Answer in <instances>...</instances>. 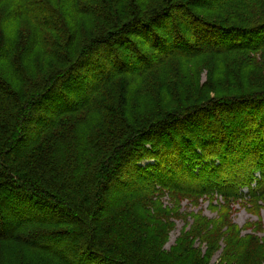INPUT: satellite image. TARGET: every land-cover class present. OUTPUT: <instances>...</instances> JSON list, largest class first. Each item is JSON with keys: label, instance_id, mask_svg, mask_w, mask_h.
Masks as SVG:
<instances>
[{"label": "trees", "instance_id": "1", "mask_svg": "<svg viewBox=\"0 0 264 264\" xmlns=\"http://www.w3.org/2000/svg\"><path fill=\"white\" fill-rule=\"evenodd\" d=\"M98 2L100 11L86 0H0V9L13 4L0 16V243L20 244L34 251L40 264H74L71 255L76 264H264V230L258 235L256 225L242 234L230 222L232 209H228L238 199L264 204V80L253 90L243 86L233 93H207L193 101L182 100L177 107L142 121L143 117L134 113L128 91L123 96L116 91L114 98L121 101L124 97L125 104L112 107L111 116L103 112L107 117H103L97 141L87 123L73 134L66 117L80 110H99L93 105L92 90L102 88L114 75L128 73L121 67H130L136 74L150 70L159 82L162 66L175 57L241 53L251 64H264L253 58L264 52V0H160L151 7L143 4L146 0ZM231 15L237 19L230 21ZM82 16L97 17L106 26L77 45ZM23 17L33 26L21 36ZM48 31L63 35L64 40L54 39ZM142 44L149 46L154 56L148 55ZM121 50L129 51L132 59L123 58ZM37 53L41 71L56 61L60 66L38 76ZM101 59L114 66L95 67ZM78 67L88 70L97 83L92 89L85 88L79 98H72L62 84L70 77L75 85L81 84L85 74L74 76ZM70 85L73 87V82ZM200 85L212 83L206 79ZM126 86L129 89L130 85ZM169 96L174 100L177 92ZM96 116L90 122L97 120ZM34 121L42 127L26 141V127ZM140 148L156 157L157 164L161 154L170 158L169 173L175 166L177 171L184 169L178 175L182 183L171 181L174 188L163 184L174 191L170 195L176 201L183 197L222 198L221 206L227 209L218 218L199 220L187 232L184 229L172 250L155 244L173 224L164 223L163 227L161 219L179 214L178 203L174 209L150 212L143 198L138 202L132 199L140 205L136 212L129 206L118 212L117 201L108 191L109 183L116 182L120 165ZM224 165L230 170L224 171ZM157 180L152 186L159 190ZM183 181L196 184L188 189ZM142 185L128 188V198L141 196L146 190ZM45 208L49 212L43 215ZM32 212L40 216L29 217ZM34 223L37 228L31 229ZM74 234L80 241L73 249L80 247L77 253L59 248L58 242ZM197 238L209 249L202 257L192 245ZM186 240L190 243L182 249ZM147 245L156 250L149 252ZM222 246L223 252L211 261ZM7 256L3 251L0 264H20L19 257Z\"/></svg>", "mask_w": 264, "mask_h": 264}, {"label": "rangeland", "instance_id": "2", "mask_svg": "<svg viewBox=\"0 0 264 264\" xmlns=\"http://www.w3.org/2000/svg\"><path fill=\"white\" fill-rule=\"evenodd\" d=\"M25 2H34L35 0H24ZM160 0H146V2H143V4L146 3V7L153 6L154 3L159 2ZM245 1V0H242ZM87 4L91 5V8L101 10V6H99L98 0H86ZM214 2V1H211ZM13 3V2H12ZM206 3V2H205ZM209 5V3H207ZM13 4H8V6H12ZM2 7L0 9V16L4 15L6 11H9L10 8ZM29 6L26 4V11L29 12ZM219 14L220 12H216L215 14ZM245 16V15H243ZM247 17V16H245ZM232 18L237 19L231 15ZM23 29L20 31L21 36L24 35L25 31L30 32L32 29V22L31 20H28L27 18L23 17ZM68 22V21H67ZM1 24V23H0ZM81 31L78 35V44L81 45L85 39H88L89 36L95 34L96 31L103 29L106 25L103 24L102 20H100L97 17H88V16H82L81 18ZM101 27V28H100ZM47 32V31H46ZM49 35L52 36L54 39L63 41L64 36H57L56 33H52L51 31H48ZM143 49H146L148 52V55L154 56V52L151 51L149 46H146L142 44ZM123 58H125L127 61H130L132 59V55H130L129 51L121 50L119 53ZM241 53H232L229 56L221 57L220 55L212 54V53H203L196 57L191 58H185V57H175L171 59L168 63L162 66V70L158 73V79L157 75L153 74L150 70L145 71L143 74H136L135 72L131 71L130 67L122 68V70H126L128 73L124 75H118L113 76L112 80L106 83L102 86V88H98L95 92L92 90L91 96H94V102L93 105L98 107L99 110L97 111H90V109H86L83 111H76L66 114V117L68 121H70V126L72 128L73 134H76L77 131H80L81 128L87 123L89 127V132L92 133L94 137V141H97L96 138L99 137V128L101 126V122L104 121L103 117H107L104 113H106L108 116H111L113 113L112 107H122L124 106V100H117L114 97H116L115 92H120V96H123L124 91H128L130 100L132 101L133 98V108L134 113L137 115L143 117L145 119L146 117L153 115L157 112H160L161 110L170 109L177 107L179 102L183 100L185 102L186 100H192V99H198L202 97L204 94L206 95H216V93H233L232 91H237V89H240V87H248L249 90H253L254 87H259L261 85L262 80H264V64L260 65H254L251 64L250 61H246V58H243ZM255 62L262 61L264 63V52L260 53L257 52L254 54ZM40 61H41V55L40 53L36 54L34 63L36 67V74L38 76H46L48 73L51 72L52 69H57L60 66L59 62H54L51 66L44 67V70L41 71L40 69ZM254 62V63H255ZM113 64L114 63H110ZM109 62L105 63V59H101L98 61V64H95V67H103L105 66L106 69L112 67ZM168 64V65H167ZM100 65V66H99ZM167 65V67H166ZM172 66V71H171ZM53 67V68H52ZM228 67V68H226ZM164 68V69H163ZM78 72L75 73L74 76H81L80 74H85V76L80 80L82 81L80 85H75V82L73 81V78L70 77V79H67V81L63 82L64 90L67 91L72 98H79L81 94L84 93L86 89H92L96 85V81L91 79V74H89L88 70H84L80 67L77 68ZM135 70V69H133ZM108 72V71H107ZM172 72V73H170ZM139 73V72H138ZM229 73H232L231 75ZM116 74V72H114ZM36 75V78L38 76ZM112 75V74H111ZM206 79H209L212 83V88H209L211 86L202 87L200 84L202 82H205ZM240 80V81H239ZM73 82V87L70 85ZM76 83H79L78 81ZM117 83V85H116ZM121 83H124V87H121ZM240 83V84H237ZM100 84H103V81L100 82ZM98 84V85H100ZM129 84V89L128 86ZM97 85V86H98ZM240 85V86H239ZM86 88V89H85ZM247 89V88H246ZM132 90V97L130 95V91ZM240 91V90H239ZM238 91V92H239ZM172 92H177L176 98L173 100L170 98V94ZM180 93V96H178ZM181 98V99H179ZM193 101V100H192ZM118 105V106H117ZM100 107L103 111H101ZM114 109V108H113ZM39 113H42L39 111V108L37 109ZM37 112V113H38ZM104 112V113H103ZM96 116L95 121L90 122V118H94ZM48 117V115H47ZM42 127V123L39 121H34L31 124L26 127L27 135L25 136V140H30L38 130ZM253 128V127H250ZM23 131L25 130V127L21 128ZM254 132V130H250ZM145 147V146H144ZM145 150V151H144ZM172 154H170L171 156ZM147 153L145 148H140L138 152L133 154L127 163L120 165L119 169V175L116 179V182L112 183V181L109 183V193H111L112 197L115 198L117 201L115 205V210L120 211L121 209L126 208L127 206L133 207V211H135L137 208H139V203H133L132 199L135 202H138V199L143 198L144 202L149 203L148 208L146 209L150 212H153L154 209L160 208H175L177 207V203L179 204L180 209H178L179 214H176L173 218L168 219L162 218L161 223L164 227V223L166 225L173 223L171 226L170 231L167 235H164L162 237H158L156 239L157 243L155 244L159 248H162L163 250H172L176 248L175 246L178 243V237L180 236L181 232L185 229L186 232L189 228H192V224L198 223L199 220H204L208 222V218H218L221 214V212H224V210H227L226 208H223L222 202L223 199L219 198L218 200H212V199H206L204 196H199L198 198H191L183 197L181 198V202L176 201L175 198L171 197V194L173 195L171 188L170 191L167 190V188L163 185L164 183L172 184L171 181H174L175 183H182L178 179V175H180V171L184 173V169L177 171L176 166L173 167V170L171 173H169L168 165H170L171 160L170 158L166 159V155L162 154L159 156L160 164H157L158 159L156 157H152ZM252 163V161H251ZM245 166L250 168V164L248 162H245ZM123 167V170H122ZM229 168V169H228ZM224 171L227 172V169L230 170L229 166L224 165L223 167ZM121 172V174H120ZM234 172H229L230 175H232ZM160 178L159 180H157ZM157 180L161 185H156L159 187V190L155 189V186H152V181ZM179 181V182H178ZM187 185V188L190 189L195 186L196 183L191 182H185ZM114 184V185H113ZM145 184V185H142ZM144 186L145 191L141 192V196L135 195L128 198L129 194H127V189L131 190L130 188L135 189L136 187ZM136 186V187H135ZM172 188L175 187V184L171 185ZM123 198L122 200H120ZM216 198V197H214ZM131 199V200H129ZM120 200V201H119ZM129 200V201H127ZM212 200V201H211ZM235 200V202H232L230 204L229 210L232 209V213L230 215V222L237 225V228L243 232L242 234H248L254 226L257 225V229L259 231H256L260 234H262V231L264 230V204L261 202H257L258 204H253L249 202L239 201ZM119 201V202H118ZM129 202V205H126ZM135 209V210H134ZM125 210V209H124ZM177 211V209H176ZM49 211L45 208L43 211V215L48 213ZM121 212V211H120ZM136 212V211H135ZM33 214H29V217H39L40 215L37 212H32ZM130 214V213H127ZM31 215V216H30ZM164 215V214H163ZM28 216V215H27ZM126 216V215H125ZM201 218V219H199ZM204 218V219H202ZM207 218V219H206ZM119 220H121V217L119 216ZM122 221V220H121ZM134 221H136L134 219ZM210 221V220H209ZM28 224V223H25ZM22 224L20 225L24 229H28L29 226ZM31 229L37 228V225L34 223L33 225H30ZM261 228V229H260ZM264 236V234H262ZM67 238V237H66ZM202 240L196 239L194 243H192L193 246L199 248L197 254L199 257H202L207 254L209 249L206 247V243H202L201 245L199 242ZM63 242V243H62ZM78 236L76 234L70 235L67 239H63V241L58 242L59 248L61 246L66 251L73 252V249L78 247ZM190 240L182 241L181 248L184 249L187 245H189ZM68 244V246H66ZM154 245V244H153ZM149 247V245H147ZM192 246V247H193ZM151 248H153L151 246ZM80 250V247L77 250H74L73 253H77ZM156 249H150L149 252L154 251ZM5 251L8 256H15L19 257L20 264H40L39 256L34 252L30 250L23 249V246H20V244H6L3 245L0 243V255ZM180 251V249H177V252ZM69 252V253H70ZM220 252H223V246L219 249L218 252H216L215 256L212 257L215 260L217 256L220 254ZM157 254V251H156ZM154 254V255H156ZM152 255V256H154ZM7 256V259L9 258ZM71 255L72 261L74 264H76V261L74 260L75 256ZM215 257V258H214ZM17 259V258H15ZM12 260V259H10ZM1 261V260H0ZM39 261V262H38Z\"/></svg>", "mask_w": 264, "mask_h": 264}]
</instances>
